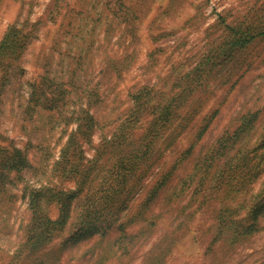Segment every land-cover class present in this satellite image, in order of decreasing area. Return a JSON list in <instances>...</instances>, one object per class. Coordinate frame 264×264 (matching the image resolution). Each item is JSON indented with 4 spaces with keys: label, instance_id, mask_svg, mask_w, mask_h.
Here are the masks:
<instances>
[{
    "label": "rangeland",
    "instance_id": "1",
    "mask_svg": "<svg viewBox=\"0 0 264 264\" xmlns=\"http://www.w3.org/2000/svg\"><path fill=\"white\" fill-rule=\"evenodd\" d=\"M9 25L26 45L0 68V147L26 161L0 172V264H264V0H0V39ZM68 77L92 125H79V102L65 119L59 107L25 116L31 91ZM158 103L174 116L124 183L112 168L147 141ZM77 128L82 164L67 173L55 160ZM46 184L53 219V190L79 193L66 224L42 234L28 188ZM103 194L109 221L69 239Z\"/></svg>",
    "mask_w": 264,
    "mask_h": 264
},
{
    "label": "trees",
    "instance_id": "2",
    "mask_svg": "<svg viewBox=\"0 0 264 264\" xmlns=\"http://www.w3.org/2000/svg\"><path fill=\"white\" fill-rule=\"evenodd\" d=\"M24 37L25 36L21 34V30L15 28L14 25H9L7 31L0 39V68L10 66L12 65V62L18 59L21 50L23 49L24 45H26ZM247 39L248 37H246V34L244 32H240L239 36L234 39L231 45L237 44L240 41L244 43ZM73 72H75V68L73 69ZM2 90L3 83H0V93ZM143 93L144 90H139L131 94V100L133 101L136 112L138 113H142L143 110L149 108L148 104L150 103L151 97L149 96L145 98ZM29 96L30 98L26 108L27 113L25 114V116H28L29 118L39 115L41 111L44 110L43 108L50 107V109H56L59 107V114L56 117L61 116L60 109L62 108L64 109L63 119H65L72 109H74L77 102H79V104H82L81 109H79L78 112L79 114H84L82 117H79V115L77 117L78 120H81L79 125L88 126L92 125L93 122L96 121L94 114L83 107L85 100H87L88 97L86 96V89L79 90L78 85L75 83L72 77H68L66 80L52 79L48 84L44 83L39 90L35 89L33 92L31 91ZM43 100L50 102V105L46 106L40 102ZM157 105L160 107L158 111L160 113L150 121L152 125L149 124L150 126L147 129L145 138L147 141L144 143H139L134 149L130 151H124V155H122V158L118 164L112 168V175L124 177V183L127 182L129 175H131L133 172H136L139 165L140 167L142 166L141 161L148 155L150 152V145L154 142V139L159 134V132H157V127L165 126L169 118H171L172 115L174 116L172 113L171 104L168 105L167 103H158ZM137 107L140 110H138ZM250 121V117H244L243 123L238 129L245 128V126H247L248 122ZM78 131L79 128L70 134L66 144L62 147L58 158L55 160V164L60 165V170L67 173H74L82 164L81 160H79V153L81 152L79 151L81 150L80 144L75 146V144L78 143V141H76V133ZM23 153L24 152L20 147H0V168H2L0 172L5 174L7 171H11L13 168L19 169V164H21L23 160L24 162L26 161ZM117 186L118 183L111 184L110 189H116L115 187ZM45 188H48V184L42 185L40 188H28V194L30 196V208L33 212L31 227H37L38 225L43 227L41 230L42 234L45 233L44 230L47 232H52L54 229H57V227L64 226L66 224V219L70 212L71 198L75 197L76 194L79 193L77 188L68 191L62 189L53 190V192H55L54 198L62 203L60 217L53 219L42 211V207L39 204V192ZM100 197H102L103 200L99 206L87 205L81 210L79 216L80 221L74 232L70 235L69 239H78L84 235L88 236L101 228L104 224L103 221H109L107 214L112 213V199L109 198L110 196H106V194H103ZM95 202V200H91L90 204H94ZM45 238H47L46 235ZM50 238L51 235H48V239Z\"/></svg>",
    "mask_w": 264,
    "mask_h": 264
}]
</instances>
